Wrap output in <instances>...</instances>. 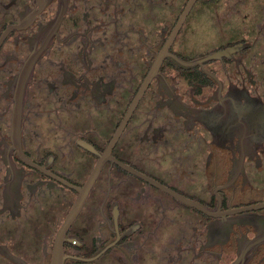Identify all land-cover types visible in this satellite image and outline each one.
<instances>
[{
	"label": "flooded vegetation",
	"instance_id": "obj_1",
	"mask_svg": "<svg viewBox=\"0 0 264 264\" xmlns=\"http://www.w3.org/2000/svg\"><path fill=\"white\" fill-rule=\"evenodd\" d=\"M0 264H264V0H0Z\"/></svg>",
	"mask_w": 264,
	"mask_h": 264
},
{
	"label": "water",
	"instance_id": "obj_2",
	"mask_svg": "<svg viewBox=\"0 0 264 264\" xmlns=\"http://www.w3.org/2000/svg\"><path fill=\"white\" fill-rule=\"evenodd\" d=\"M78 206H79V205H77L76 207H78ZM76 207H74V210H75ZM74 210H73V211H74Z\"/></svg>",
	"mask_w": 264,
	"mask_h": 264
}]
</instances>
